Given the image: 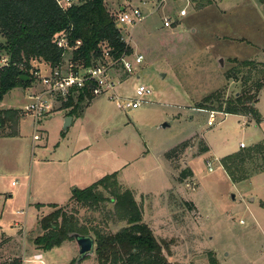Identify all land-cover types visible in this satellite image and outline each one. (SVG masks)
<instances>
[{"label": "rangeland", "instance_id": "obj_1", "mask_svg": "<svg viewBox=\"0 0 264 264\" xmlns=\"http://www.w3.org/2000/svg\"><path fill=\"white\" fill-rule=\"evenodd\" d=\"M190 4L177 26L164 29L162 19H174L181 3L155 10L156 0H105L114 19L122 8L150 13L133 29L121 30L123 42L130 37L132 55L143 56L142 64L131 75L115 69L120 77L115 80L117 97L133 99L139 85L151 90L138 109L123 111L103 95L88 104L75 100L76 113L66 116L70 111L55 103L39 118L40 139L33 141L34 119L22 112L33 90L16 88L4 96L0 110L13 108L21 118L19 137L0 142V242L2 234L14 238L2 239L0 264H38L30 253L38 250L32 241L41 235L37 220L53 211L49 205L63 206L73 189L87 188L113 173L122 190L132 192L142 222L157 241L167 243L163 255L168 263L209 264L211 255L218 264H264V172L234 184L220 165L223 157L242 150L240 144L249 148L264 140V91L256 103L259 123L224 116V107L219 110L213 103V112L221 114L208 127L209 113L195 109L212 92L223 91L226 100L242 91L247 70L228 80L230 71L238 69L229 58L254 60L260 69L264 20L252 0ZM61 5L66 7V2ZM227 34L239 39H216ZM69 59L70 53L63 62ZM32 65L43 68V63ZM259 73L251 72L248 86ZM67 117L73 120L63 130ZM36 204L45 206L37 210ZM66 212L102 233L127 227L110 202L95 209L70 203ZM41 256V264H69L78 249L67 241ZM80 264H97L94 252Z\"/></svg>", "mask_w": 264, "mask_h": 264}, {"label": "trees", "instance_id": "obj_2", "mask_svg": "<svg viewBox=\"0 0 264 264\" xmlns=\"http://www.w3.org/2000/svg\"><path fill=\"white\" fill-rule=\"evenodd\" d=\"M58 0H0V57H7L9 66L0 73V103L4 96L16 88L26 89L34 79L31 70L32 62L37 65L45 64L51 68L58 65L62 59V51L54 43V39L61 33L69 36L71 43L80 41L76 51L70 53L71 62L88 68L103 64L101 47L109 49V57L117 60L123 54H132V50L122 41L120 30L116 26L114 17L108 12L105 0H82L79 4H70L61 8ZM262 7L264 15V0H256ZM230 63L238 69H233L227 79L235 78L245 69L242 77V91L230 99H223V91L212 92L203 97V105H197L196 110L213 111V103L225 115L245 116L255 123H259L260 116L255 109L257 97L264 91V63L256 68L254 60ZM235 67V68H236ZM259 71L258 80L251 81V72ZM234 75V76H233ZM29 78L23 82L20 77ZM237 80V79H236ZM251 83V82H250ZM73 97L75 98L73 100ZM94 98L84 91L68 98L61 103L71 113H76L74 101H87ZM20 111L15 109L0 110V138H15L18 136ZM207 150V149H203ZM220 165L230 181L234 184L249 180L252 176L264 172V140L242 150L223 157ZM191 176V171H186ZM105 192L107 196L104 195ZM112 203L117 218L125 222V228L118 232L102 233L96 228L80 225L77 216L68 214V204L95 209L99 205ZM40 208L41 205H35ZM51 213L38 221L41 235L33 241V245L43 252L61 246L64 242L73 241L72 235L92 236L94 238V255L97 264H170L163 255L168 248L165 241H157L149 227L142 222L141 211L133 194L129 190H122L117 174L107 175L84 189H73L69 202L58 207L49 205ZM86 260L83 259L82 261ZM77 258L69 264H80ZM209 264H218L209 255ZM12 264H21L14 260Z\"/></svg>", "mask_w": 264, "mask_h": 264}, {"label": "built area", "instance_id": "obj_3", "mask_svg": "<svg viewBox=\"0 0 264 264\" xmlns=\"http://www.w3.org/2000/svg\"><path fill=\"white\" fill-rule=\"evenodd\" d=\"M57 2L61 8L70 6L68 0H58ZM62 2H66V7L61 5ZM166 3H181V5H178L174 9V19L172 17H164L162 19L163 28L171 29L173 26H177L182 18L187 16V8L191 4L190 0H156L155 10L161 8ZM146 17L147 15H144L138 8H122L115 22L116 26H120L119 30L121 32L124 27L133 29L144 21ZM129 42L130 37H128L125 44L129 46ZM54 43L62 51V59L68 53L76 51L81 45L80 41L71 43L66 33L57 35ZM101 50L104 59L103 64L84 68L73 64L71 60H68L66 63L62 60L53 68L43 64L42 69L34 67L31 70L34 83H37L40 89H35L28 93L29 104L22 109V112L34 119L33 141L40 139L37 130L39 118L51 111L54 108L53 104L65 102L69 97L75 96L80 92L87 91L93 98L107 95L123 111L138 109L145 102L146 97L151 95V90L148 87L139 85L134 92L135 97L133 99H121L117 97L114 93L115 80H119L120 77L116 75L115 69L119 67L125 74L131 75L142 64L144 60L143 56L140 54H123L117 60H113L109 57V49L101 47ZM8 66V58L5 56L0 57V73ZM207 113L209 114L206 124L208 127H213L216 122L215 116L221 113L213 111ZM240 148H243L242 144H240ZM207 166L209 167V171H211L210 163L207 162ZM35 261L40 264L42 263L40 259H35Z\"/></svg>", "mask_w": 264, "mask_h": 264}, {"label": "crops", "instance_id": "obj_4", "mask_svg": "<svg viewBox=\"0 0 264 264\" xmlns=\"http://www.w3.org/2000/svg\"><path fill=\"white\" fill-rule=\"evenodd\" d=\"M214 1V0H213ZM253 2H254V5H255V7L257 8V10H258V12H259V14H260V16H262V19L264 20V15H263V11H262V7L261 6H259L258 4H257V2H256V0H252ZM241 5V4H240ZM150 13H147L146 15H149ZM216 39H218V40H223V39H230V40H238L239 39V36H236V35H234V34H227V35H219V36H216ZM260 50L262 51V54H264V48H260ZM229 59H232V60H237V59H233L232 57L231 58H229ZM238 61H240V60H238ZM244 61V60H243ZM23 89V88H22ZM28 89H32V90H35V89H40V86L37 84V85H34V83L32 84V86L31 87H28V88H26V89H24V91L25 90H28ZM62 103V102H61ZM61 105V104H60ZM0 108H2L1 107V103H0ZM10 109H13V108H10ZM255 109H256V105H255ZM67 116V115H66ZM72 120H73V118L71 119V122H72ZM17 137H19V132H18V136ZM17 137H15V138H17ZM15 138H0V142L1 141H4V140H7V139H15ZM243 148H245V147H243ZM242 148V149H243ZM207 149V148H206ZM67 185V184H66ZM65 185V186H66ZM70 197H71V195H70ZM70 199V198H69ZM68 202H69V200H68ZM67 202V203H68ZM66 203V204H67ZM65 204V205H66ZM36 205H41V207L40 208H36L37 210H39V209H41V208H43L42 206H45V205H42V204H36ZM56 206H58V207H62V206H59V205H56ZM64 206V205H63ZM51 211H52V208H51ZM49 214V213H48ZM47 214V215H48ZM44 216H46V215H42V217H44ZM41 217V218H42ZM40 218V219H41ZM40 219H38L37 220V223H38V221L40 220ZM37 226H38V224H37ZM2 238H1V242H0V244L2 243V239H9L10 240V242H12V240H11V238L12 237H7V236H5V235H3L2 234V236H1ZM12 239H14V238H12ZM42 252L43 251H40V250H34L33 252H30V253H33V259H34V261H35V259H40L41 260V258H42ZM16 257V256H15ZM16 258H18V257H16ZM41 262H42V260H41ZM38 264H40L39 262H38Z\"/></svg>", "mask_w": 264, "mask_h": 264}, {"label": "water", "instance_id": "obj_5", "mask_svg": "<svg viewBox=\"0 0 264 264\" xmlns=\"http://www.w3.org/2000/svg\"><path fill=\"white\" fill-rule=\"evenodd\" d=\"M117 28L120 29V26H117ZM219 62L220 65H222V59H220ZM20 80L26 82L29 80V78L22 76L20 77ZM70 124L71 118L67 117L64 122L63 130H66ZM162 127H166V125H162ZM72 238L78 249L77 262L82 261L94 252V240L91 236H81L74 234L72 235Z\"/></svg>", "mask_w": 264, "mask_h": 264}]
</instances>
